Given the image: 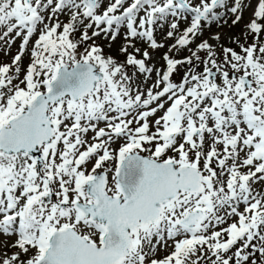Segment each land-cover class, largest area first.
I'll return each instance as SVG.
<instances>
[{
  "label": "snow or ice",
  "instance_id": "obj_1",
  "mask_svg": "<svg viewBox=\"0 0 264 264\" xmlns=\"http://www.w3.org/2000/svg\"><path fill=\"white\" fill-rule=\"evenodd\" d=\"M246 9L242 54L188 47ZM165 26L191 55L157 69L134 41L164 47ZM122 30L120 63L96 38ZM261 37L264 0H0V41L21 38L0 65V264H264Z\"/></svg>",
  "mask_w": 264,
  "mask_h": 264
},
{
  "label": "rangeland",
  "instance_id": "obj_2",
  "mask_svg": "<svg viewBox=\"0 0 264 264\" xmlns=\"http://www.w3.org/2000/svg\"><path fill=\"white\" fill-rule=\"evenodd\" d=\"M253 7H254V0H253ZM223 11V10H221ZM252 17V9H246L243 12V16L240 22L237 24H233L232 20L235 19V16L231 13H228L226 16V22L221 21L219 26L216 23H213L211 27H205L204 35L199 36L193 44L189 45V48H195L197 44H199L202 40H208L209 43L215 45L214 51L216 53V59L218 62H223V51L222 47H228L232 48L234 51L241 53V45L248 46L251 43H253V39L251 35L246 36L245 33L247 32V29L245 25L249 22V20ZM61 20L64 22H67L68 17L67 16H61ZM187 27V24L182 20L180 21V28L183 29ZM170 30L167 28V26L163 28H157L154 37L157 40L158 43H161L164 45V47L158 48V49H151L148 48L146 42H141L140 40L134 41L135 47L139 48L141 50V53L145 50H147L152 57L150 61L147 63L149 66H154L155 68H166V64L163 61L162 57L165 53H168L170 57L176 58V59H183L184 57L190 56L191 53L186 50H180L179 52H175L173 50L172 52H169V45L173 44L175 41L174 39H168L166 37V31ZM89 34H91V30H89ZM214 34H219L220 40L215 41L210 39V37ZM37 38V35L31 38L29 45L27 46L29 51L25 53V55L22 57L21 60V78L24 75V72L26 71V68L28 64L30 63V49L32 48L35 39ZM233 38L239 41V43L233 42ZM261 39H264V37H261ZM21 43V38H16L15 41L11 44L9 47L7 44H5L4 41H0V65H11L12 59L14 56L19 52V45ZM91 43V42H89ZM96 43L100 45L104 50L105 56H111L115 58L118 62L123 63L126 59V55L120 52L121 47L127 46V42L124 40L123 36V30L121 31V34L117 36V38L114 41H109L108 39H105L103 37L96 38ZM110 45V46H109ZM129 52H132L135 54V50L131 47L128 48ZM242 54V53H241ZM199 55L201 57V60L206 58L205 52H199ZM138 59H142V55H137ZM193 63L196 65L194 71L200 72L203 69V64L200 61H196L193 59ZM188 65H180L178 66L179 70L173 74V81L176 83H179L184 75V73L188 70ZM129 73V75H132L134 72V69L132 67H128L126 69ZM155 79V72L152 74V79L148 81H144L143 77H141L138 80V83L141 85V87H144L145 85H151L153 80ZM162 113H157V115H160ZM150 121L154 119V117L149 118ZM103 124H100V127H103ZM94 135L92 132L88 133V136L91 137ZM257 191H264V181L258 182L254 185ZM14 251V249H13ZM160 257H163L166 255V252L164 250H161L158 254Z\"/></svg>",
  "mask_w": 264,
  "mask_h": 264
},
{
  "label": "water",
  "instance_id": "obj_3",
  "mask_svg": "<svg viewBox=\"0 0 264 264\" xmlns=\"http://www.w3.org/2000/svg\"><path fill=\"white\" fill-rule=\"evenodd\" d=\"M38 155V154H37Z\"/></svg>",
  "mask_w": 264,
  "mask_h": 264
}]
</instances>
